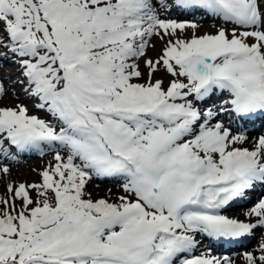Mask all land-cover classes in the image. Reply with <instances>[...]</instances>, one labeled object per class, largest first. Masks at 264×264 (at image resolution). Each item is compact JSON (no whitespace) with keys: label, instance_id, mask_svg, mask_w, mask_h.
Listing matches in <instances>:
<instances>
[{"label":"snow or ice","instance_id":"obj_1","mask_svg":"<svg viewBox=\"0 0 264 264\" xmlns=\"http://www.w3.org/2000/svg\"><path fill=\"white\" fill-rule=\"evenodd\" d=\"M6 64L51 119L0 107V264H235L200 237L264 229V197L226 214L264 185V135L221 118L264 117V0H0ZM46 149L38 181L12 179ZM94 177L123 194L93 199ZM240 255L264 264V235Z\"/></svg>","mask_w":264,"mask_h":264},{"label":"rangeland","instance_id":"obj_2","mask_svg":"<svg viewBox=\"0 0 264 264\" xmlns=\"http://www.w3.org/2000/svg\"><path fill=\"white\" fill-rule=\"evenodd\" d=\"M201 25H202V33L205 31L214 32L216 27H219V22L215 19H212L211 17L209 19H197L195 18ZM156 43V42H155ZM161 50V44H156V49L154 52H151V55H157ZM3 70H0V77L7 76V80L5 82V88L7 89V94L0 97V107H16L18 104H23L29 109V114L31 115H37L42 119H51V117L44 111L39 110L35 107V105L38 103L37 100L30 98V97H23L20 95V90H22V87L19 84H16V80L18 79L17 76V69L15 66L11 65H5L3 67ZM15 85V87H13ZM216 103H219V98H215ZM222 118V117H221ZM223 119V118H222ZM224 119L226 117L224 116ZM225 121V120H224ZM229 121V122H228ZM226 124H231L233 131H245L249 137L248 143H246L244 146L253 147L252 141L258 138L259 136L264 135V121L261 120L257 128L251 129V130H245L240 128L239 123H234L231 121L230 118H227L225 121ZM242 126V125H241ZM53 153L48 151L47 149L43 154L35 153L27 157L26 159H21L19 163L15 165L13 168V174L12 179H14L16 182L26 181V182H34L39 180L38 173L49 163L54 162L52 160ZM101 178L94 177L91 181H89L87 185V192L91 193V196L93 199H99V198H109L112 201L117 200V198L123 194L122 189V183L123 181L119 183H111L109 186L107 185H100ZM93 185H96L97 188H95ZM1 190L3 191V185L1 183ZM103 186H106L104 188H101ZM259 190L258 192L254 194L252 198H250L243 206V209L237 208L232 210L231 212L237 216H241L242 218H246L244 213L248 208L254 205L255 202L258 201V198L264 197V185H258L257 186ZM253 200V201H252ZM242 214V215H241ZM254 222V218H253ZM264 235V229L258 230L255 232L254 236H252V240L249 244H247L245 247H238L234 249L231 253L230 252H222L220 249H214L211 248L210 243L207 240H203L200 249L195 253L196 255H199L201 251H206L207 249H211V252L215 256H230L235 264H243V261L241 259V253L244 251H251L258 247V244L260 242L261 236Z\"/></svg>","mask_w":264,"mask_h":264},{"label":"bare ground","instance_id":"obj_3","mask_svg":"<svg viewBox=\"0 0 264 264\" xmlns=\"http://www.w3.org/2000/svg\"><path fill=\"white\" fill-rule=\"evenodd\" d=\"M197 17H198V19H204V17H201L200 15H197ZM210 17H207V18H205V19H209ZM213 19V18H212ZM201 25V24H200ZM202 25H201V27H200V32L198 33V34H201L202 33ZM157 43H160V42H158V41H156V44ZM4 68H2V69H0V70H3ZM5 78V81L4 82H6V80H7V76H5L4 77ZM7 83V82H6ZM20 95L21 96H23V97H28L24 92H23V90H20ZM214 102H215V98H214ZM30 155H32V153H27V154H23L21 157H20V160H19V162L21 161V159H26L27 157H29ZM14 170V169H13ZM102 180H101V182H100V185H111V183L112 182H114V181H119L120 179H117V178H101ZM95 188H97L96 187V185H93ZM104 187H106V186H103V187H101V188H104ZM1 188H2V186H1V183H0V190H1ZM257 190H259V189H257ZM257 190L255 191V192H257Z\"/></svg>","mask_w":264,"mask_h":264}]
</instances>
